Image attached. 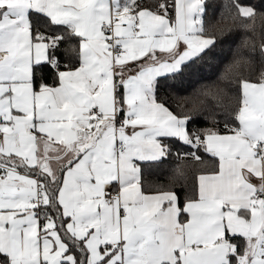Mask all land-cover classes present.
<instances>
[{"label": "snow or ice", "instance_id": "obj_1", "mask_svg": "<svg viewBox=\"0 0 264 264\" xmlns=\"http://www.w3.org/2000/svg\"><path fill=\"white\" fill-rule=\"evenodd\" d=\"M0 264H264V0H0Z\"/></svg>", "mask_w": 264, "mask_h": 264}, {"label": "trees", "instance_id": "obj_2", "mask_svg": "<svg viewBox=\"0 0 264 264\" xmlns=\"http://www.w3.org/2000/svg\"><path fill=\"white\" fill-rule=\"evenodd\" d=\"M224 2V0H216V3L219 4V5H222ZM257 72L260 71V65L259 63L257 62L256 64V69H255Z\"/></svg>", "mask_w": 264, "mask_h": 264}]
</instances>
